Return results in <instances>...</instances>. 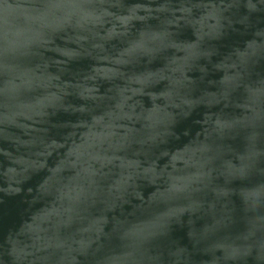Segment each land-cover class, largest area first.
I'll list each match as a JSON object with an SVG mask.
<instances>
[{"label": "water", "instance_id": "obj_1", "mask_svg": "<svg viewBox=\"0 0 264 264\" xmlns=\"http://www.w3.org/2000/svg\"><path fill=\"white\" fill-rule=\"evenodd\" d=\"M0 264H264V0H0Z\"/></svg>", "mask_w": 264, "mask_h": 264}]
</instances>
